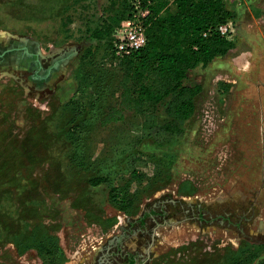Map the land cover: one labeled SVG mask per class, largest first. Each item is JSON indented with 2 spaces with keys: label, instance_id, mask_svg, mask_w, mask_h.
Instances as JSON below:
<instances>
[{
  "label": "rangeland",
  "instance_id": "374dc122",
  "mask_svg": "<svg viewBox=\"0 0 264 264\" xmlns=\"http://www.w3.org/2000/svg\"><path fill=\"white\" fill-rule=\"evenodd\" d=\"M122 1L0 0V41L37 52L21 55L20 65H0V264H131L117 248L141 255L143 264H258L264 0H228L234 46L190 72L186 82L201 91L194 113L173 120L172 130L160 105L149 127L133 111L101 124L93 108L99 97L78 78L83 49L95 43L91 29ZM127 6L123 21L144 27L142 5ZM123 21L113 42L117 29H127ZM117 78L107 81L100 108L115 103ZM133 169L143 179L132 193L147 177L152 184L127 211L109 191ZM95 176L109 182L92 185Z\"/></svg>",
  "mask_w": 264,
  "mask_h": 264
},
{
  "label": "trees",
  "instance_id": "16d2710c",
  "mask_svg": "<svg viewBox=\"0 0 264 264\" xmlns=\"http://www.w3.org/2000/svg\"><path fill=\"white\" fill-rule=\"evenodd\" d=\"M128 1H138L147 10L142 17L146 41L129 53L119 54L110 37L124 20ZM227 2L123 0L114 11L115 3H111L100 25L91 29L88 36L95 43L83 49L77 67L78 78L82 77L99 97L97 105L92 106L95 108L94 118L104 125L120 121L127 111H133L143 115L145 126L149 127L157 122L153 107L158 105L163 106L164 112L172 119L167 123L168 130L173 129V120L189 118L194 113L201 91L199 84L186 82L190 72L227 55L234 46L232 39L218 30L220 24L230 21L232 17ZM117 73V99L104 109L100 108L101 99L105 100L104 90L110 89L107 81H111ZM81 113L82 110L77 109L74 117ZM81 121L73 125V132L82 127L85 120ZM74 140L78 141L77 135ZM142 179L141 171L133 169L125 183L111 187V200L119 203L121 209L129 211L132 203L141 197L139 194L150 190L152 181L151 177H147V186L131 192L132 183H141ZM103 182H109V179L104 176L91 179L92 185ZM237 264L244 263L241 261ZM258 264H264V259Z\"/></svg>",
  "mask_w": 264,
  "mask_h": 264
},
{
  "label": "built area",
  "instance_id": "2783aa9c",
  "mask_svg": "<svg viewBox=\"0 0 264 264\" xmlns=\"http://www.w3.org/2000/svg\"><path fill=\"white\" fill-rule=\"evenodd\" d=\"M146 13L147 10H143V15ZM122 24L126 25L127 29H117L118 33L121 34H116V41L114 42L117 53H129L131 50H135L145 44L146 34L143 26L130 18L123 21ZM218 30L230 37L232 32L231 21L220 24Z\"/></svg>",
  "mask_w": 264,
  "mask_h": 264
},
{
  "label": "flooded vegetation",
  "instance_id": "af4514ba",
  "mask_svg": "<svg viewBox=\"0 0 264 264\" xmlns=\"http://www.w3.org/2000/svg\"><path fill=\"white\" fill-rule=\"evenodd\" d=\"M11 44V40H2L0 41V65H3L5 67L12 66L13 64L20 65L21 60H23L21 55H24V57L29 58V54H35L36 51H33L32 47H24L23 45H16ZM35 50V49H34ZM116 253L120 255L119 258L122 260H127L128 262L131 260V264H143L142 256L141 255H132L129 251L122 252L121 249L117 248ZM111 255H116L115 253H111ZM106 264H113L109 262H105ZM101 264V263H99ZM118 264H124V263H118ZM130 264V263H129Z\"/></svg>",
  "mask_w": 264,
  "mask_h": 264
},
{
  "label": "bare ground",
  "instance_id": "6f19581e",
  "mask_svg": "<svg viewBox=\"0 0 264 264\" xmlns=\"http://www.w3.org/2000/svg\"><path fill=\"white\" fill-rule=\"evenodd\" d=\"M4 33V32H3ZM3 35V34H2ZM3 75V74H2Z\"/></svg>",
  "mask_w": 264,
  "mask_h": 264
}]
</instances>
